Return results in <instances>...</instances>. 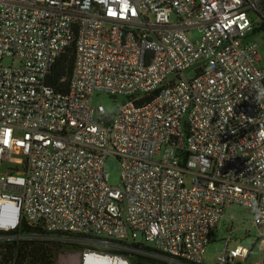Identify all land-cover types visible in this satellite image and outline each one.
<instances>
[{
	"label": "built area",
	"instance_id": "obj_1",
	"mask_svg": "<svg viewBox=\"0 0 264 264\" xmlns=\"http://www.w3.org/2000/svg\"><path fill=\"white\" fill-rule=\"evenodd\" d=\"M262 28L264 0H0V251L264 264V69L248 40ZM73 44L65 93L51 78ZM102 93L124 99L115 114ZM237 207L258 236L246 248L231 230L206 259Z\"/></svg>",
	"mask_w": 264,
	"mask_h": 264
},
{
	"label": "rangeland",
	"instance_id": "obj_2",
	"mask_svg": "<svg viewBox=\"0 0 264 264\" xmlns=\"http://www.w3.org/2000/svg\"><path fill=\"white\" fill-rule=\"evenodd\" d=\"M257 36H250L248 38L249 41L251 42H256L259 45V52L261 55V65L260 67L264 69V31H261L257 33ZM190 35L192 38L195 40L197 39L198 32L196 30L191 31ZM254 36V37H253ZM255 40V41H254ZM6 64H11V61L6 60ZM195 76V71L193 69H190L184 73V77L186 79H191ZM124 99L120 97L118 99V102L114 101L110 96L106 94H98L94 97V104H102L106 111L110 114H115L117 112V107L120 104L119 102H122ZM105 170L109 175V184L114 187H120L122 185L121 182V166L119 160L114 156L111 155L105 163ZM232 212H234V215L236 216V220L233 221V223H227L226 221H222L219 230L217 233L214 234L212 238L211 244L207 248V253H206V259H213L215 254L218 251H221L224 248V242H219V239H226L229 236V231L235 230V234L233 235L234 238L236 239H243L240 241L241 245L249 248L251 247L254 238L258 236V233L254 230H252V237L245 239L246 236H243L242 230L243 229H249L250 225L248 222L252 220V217L250 214H244L243 210L240 208H235ZM243 220H248L247 222H243ZM221 233V234H220ZM239 244V241H238ZM258 248L255 250V254L252 258L253 261H258L260 260V255L257 251ZM257 251V252H256ZM59 262L61 264H80L79 263V251L70 249L69 251H63L61 252V255L59 257ZM206 264H210L208 260L205 262Z\"/></svg>",
	"mask_w": 264,
	"mask_h": 264
},
{
	"label": "trees",
	"instance_id": "obj_3",
	"mask_svg": "<svg viewBox=\"0 0 264 264\" xmlns=\"http://www.w3.org/2000/svg\"><path fill=\"white\" fill-rule=\"evenodd\" d=\"M76 49L73 44L58 60L51 78V86L62 92L70 90L74 74ZM60 248L46 242H25L8 245L0 251V264H56ZM150 264H164L152 262Z\"/></svg>",
	"mask_w": 264,
	"mask_h": 264
},
{
	"label": "crops",
	"instance_id": "obj_4",
	"mask_svg": "<svg viewBox=\"0 0 264 264\" xmlns=\"http://www.w3.org/2000/svg\"><path fill=\"white\" fill-rule=\"evenodd\" d=\"M261 31H264V28L259 29L258 31H255V32L253 33L254 36H257V35H258L257 33L261 32ZM253 34H252V35H253ZM252 35H251V36H252ZM254 36H253V37H254ZM254 41H255V40H254ZM260 65H261V64H260Z\"/></svg>",
	"mask_w": 264,
	"mask_h": 264
}]
</instances>
